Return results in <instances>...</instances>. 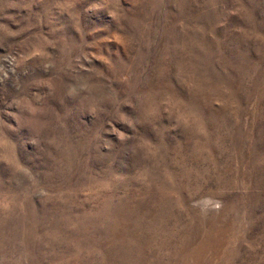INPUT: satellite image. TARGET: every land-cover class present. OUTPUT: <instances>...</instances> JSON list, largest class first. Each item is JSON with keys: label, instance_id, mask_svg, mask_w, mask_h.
<instances>
[{"label": "rangeland", "instance_id": "374dc122", "mask_svg": "<svg viewBox=\"0 0 264 264\" xmlns=\"http://www.w3.org/2000/svg\"><path fill=\"white\" fill-rule=\"evenodd\" d=\"M0 264H264V0H0Z\"/></svg>", "mask_w": 264, "mask_h": 264}]
</instances>
